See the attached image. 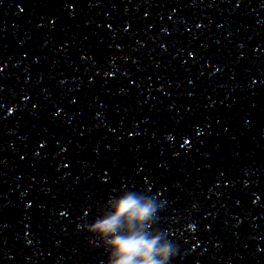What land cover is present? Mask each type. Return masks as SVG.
<instances>
[{
  "label": "water",
  "instance_id": "95a60500",
  "mask_svg": "<svg viewBox=\"0 0 264 264\" xmlns=\"http://www.w3.org/2000/svg\"><path fill=\"white\" fill-rule=\"evenodd\" d=\"M128 191L169 264H264V0H0V264H106Z\"/></svg>",
  "mask_w": 264,
  "mask_h": 264
},
{
  "label": "clouds",
  "instance_id": "9594fccd",
  "mask_svg": "<svg viewBox=\"0 0 264 264\" xmlns=\"http://www.w3.org/2000/svg\"><path fill=\"white\" fill-rule=\"evenodd\" d=\"M160 208L153 198L128 191L92 225L107 253L106 264H169L176 246L152 227Z\"/></svg>",
  "mask_w": 264,
  "mask_h": 264
}]
</instances>
